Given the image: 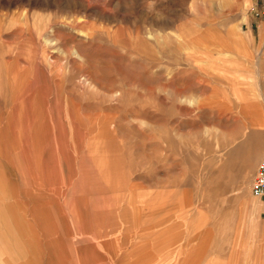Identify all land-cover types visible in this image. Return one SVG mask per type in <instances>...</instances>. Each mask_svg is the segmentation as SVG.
<instances>
[{
	"label": "rangeland",
	"instance_id": "1",
	"mask_svg": "<svg viewBox=\"0 0 264 264\" xmlns=\"http://www.w3.org/2000/svg\"><path fill=\"white\" fill-rule=\"evenodd\" d=\"M23 145L72 189L58 225L82 212L175 257L196 240L199 264H264V0H0L3 170Z\"/></svg>",
	"mask_w": 264,
	"mask_h": 264
},
{
	"label": "crops",
	"instance_id": "2",
	"mask_svg": "<svg viewBox=\"0 0 264 264\" xmlns=\"http://www.w3.org/2000/svg\"><path fill=\"white\" fill-rule=\"evenodd\" d=\"M9 149H11L10 144ZM21 154L23 164L20 163L18 156H13L11 165L10 163L7 165L9 170L11 166L14 173L9 172L7 169V171L3 170L0 166V264H36L35 260L38 262L37 257L39 260L45 257L49 261L47 264H106L105 261L109 259H114V264H168V262L166 263L167 254L172 255L173 261L182 260L180 257L184 247H180L179 251H181L177 257H175V254H170V252L164 253L165 249L167 251L168 246V242L163 243L168 239L162 241L165 237L151 235L134 238L135 240L120 237L121 240L119 238L120 229L117 231L108 223H106L107 225L105 223H101L99 226L92 225L88 216L85 215L84 217L82 212L77 216L76 221L74 215H72L71 223L73 226L58 225V222L54 219L63 220L64 217L54 215L55 212L58 214L59 202L56 200H58L57 198L65 199L62 194H71L72 189L70 190L67 183L58 181L54 176H41L38 172L36 159L34 158L31 161V154L27 158V148L24 145ZM15 166H17V169ZM59 166L57 165V167ZM27 169L30 170L33 176H26ZM15 172H18L17 177L7 175L8 173L15 174ZM13 177L21 182L18 190L15 189L20 191V194L17 195V198H14L16 200L14 205L11 204L4 210L3 206L5 205L1 196H4L3 194H5V197L7 196L5 191L8 188L6 187L4 190L2 188L4 185L12 188ZM44 187L47 189H44ZM28 196H33V198ZM44 197H50V201L47 203L43 199ZM26 198L34 200L38 210L35 206L32 214L25 215V209L23 208V215L19 218L14 217V206L23 204L22 207H25ZM42 204H45L44 210L39 209ZM47 210L51 213H48ZM48 215L50 216L49 221H51L50 232L44 230L48 225L43 219L48 220ZM69 219L70 217L67 218V223L70 222ZM107 227H109L108 232H106ZM139 228H142V226ZM26 237L28 239H25ZM151 238L154 239L151 240ZM191 242L196 243V240ZM123 244L127 245L124 250L136 248L137 254L133 256L122 255L120 245ZM157 246H161L164 252L155 251ZM17 256H19V259ZM173 261L169 263L171 264Z\"/></svg>",
	"mask_w": 264,
	"mask_h": 264
},
{
	"label": "bare ground",
	"instance_id": "3",
	"mask_svg": "<svg viewBox=\"0 0 264 264\" xmlns=\"http://www.w3.org/2000/svg\"><path fill=\"white\" fill-rule=\"evenodd\" d=\"M95 162V161H94ZM59 166V165H58ZM109 212V211H108ZM109 224V223H108ZM107 225V224H106ZM142 226V225H141ZM106 227V226H105ZM119 227V226H118ZM128 231V229H127ZM126 231V232H127ZM108 232V231H107ZM123 232V231H122ZM155 232V231H154ZM146 234V233H145ZM142 235V234H141ZM123 236V235H122ZM120 238V237H119ZM121 239V238H120ZM133 239V238H132ZM122 240V239H121ZM133 244V243H132ZM194 242H188L187 244H183L181 247H184V249L182 250V255L180 258H182V260H178L177 261H173V257L172 255L167 254L168 252H171L170 249L171 247L167 246V251L166 249L163 251L161 246H157L155 247V251H159V252H164L165 254H167L166 257V263L168 262V264H170L169 262L173 261V263L171 264H199L200 262V258L204 253V247H201V249H197V247L193 246ZM121 246V252L122 255H127V256H133L137 254V249H131V250H124L126 249L127 245L123 244L120 245ZM129 247V246H128ZM187 248H189V250H187ZM152 251V250H151ZM179 251V250H178ZM173 252H175V250H173ZM154 254V253H153ZM173 254V253H172ZM176 259V258H175ZM208 264H212L211 262H209Z\"/></svg>",
	"mask_w": 264,
	"mask_h": 264
},
{
	"label": "built area",
	"instance_id": "4",
	"mask_svg": "<svg viewBox=\"0 0 264 264\" xmlns=\"http://www.w3.org/2000/svg\"><path fill=\"white\" fill-rule=\"evenodd\" d=\"M249 193L255 199L264 200V157L256 167Z\"/></svg>",
	"mask_w": 264,
	"mask_h": 264
}]
</instances>
